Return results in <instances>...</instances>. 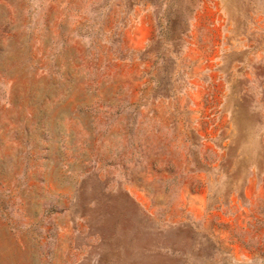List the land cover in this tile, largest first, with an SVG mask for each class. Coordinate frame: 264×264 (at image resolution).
Listing matches in <instances>:
<instances>
[{
    "label": "rangeland",
    "instance_id": "obj_1",
    "mask_svg": "<svg viewBox=\"0 0 264 264\" xmlns=\"http://www.w3.org/2000/svg\"><path fill=\"white\" fill-rule=\"evenodd\" d=\"M0 264H264V0H0Z\"/></svg>",
    "mask_w": 264,
    "mask_h": 264
}]
</instances>
